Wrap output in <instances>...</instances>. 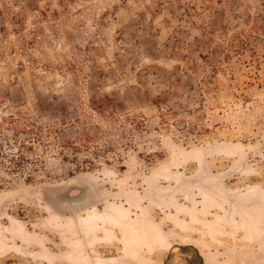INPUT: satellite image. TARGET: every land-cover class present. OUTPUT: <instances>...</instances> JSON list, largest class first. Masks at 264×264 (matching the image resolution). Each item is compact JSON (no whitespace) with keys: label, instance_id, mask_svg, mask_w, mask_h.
Instances as JSON below:
<instances>
[{"label":"rangeland","instance_id":"1","mask_svg":"<svg viewBox=\"0 0 264 264\" xmlns=\"http://www.w3.org/2000/svg\"><path fill=\"white\" fill-rule=\"evenodd\" d=\"M175 244L264 264V0H0V264Z\"/></svg>","mask_w":264,"mask_h":264},{"label":"water","instance_id":"2","mask_svg":"<svg viewBox=\"0 0 264 264\" xmlns=\"http://www.w3.org/2000/svg\"><path fill=\"white\" fill-rule=\"evenodd\" d=\"M86 197V188L85 187H80V186H76V185H71L67 191H65L64 193H61L58 196V201L63 202V203H81L83 202V200ZM187 247H183L181 245H173L171 252L169 254V256L167 257V259L165 260V264H169V262L171 261V257L173 254V251L175 249H186Z\"/></svg>","mask_w":264,"mask_h":264},{"label":"flooded vegetation","instance_id":"3","mask_svg":"<svg viewBox=\"0 0 264 264\" xmlns=\"http://www.w3.org/2000/svg\"><path fill=\"white\" fill-rule=\"evenodd\" d=\"M86 248H88L89 246L90 247H93L91 245H84ZM139 245H132V246H124V247H128L126 248V250L129 252V253H137L135 252V249L134 247H138ZM97 247V246H96ZM103 246H99V249H97L96 251H100L102 250L103 252H107L108 250H103L102 248ZM116 247V246H115ZM102 248V249H100ZM100 262L99 263H96V264H102L103 262H101V260H99ZM153 262L151 261H145V260H128V261H124V262H120V263H114V264H152ZM203 260H199L198 262L196 261H185V264H203ZM160 264H165V261H161Z\"/></svg>","mask_w":264,"mask_h":264}]
</instances>
